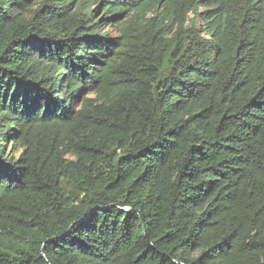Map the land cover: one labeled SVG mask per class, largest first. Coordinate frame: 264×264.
<instances>
[{
	"label": "trees",
	"instance_id": "1",
	"mask_svg": "<svg viewBox=\"0 0 264 264\" xmlns=\"http://www.w3.org/2000/svg\"><path fill=\"white\" fill-rule=\"evenodd\" d=\"M0 264H264V0H0Z\"/></svg>",
	"mask_w": 264,
	"mask_h": 264
},
{
	"label": "rangeland",
	"instance_id": "2",
	"mask_svg": "<svg viewBox=\"0 0 264 264\" xmlns=\"http://www.w3.org/2000/svg\"><path fill=\"white\" fill-rule=\"evenodd\" d=\"M110 29H111V28H110ZM110 29H109V30H110ZM110 33H111L112 35H114L115 32L112 30V31H110Z\"/></svg>",
	"mask_w": 264,
	"mask_h": 264
}]
</instances>
